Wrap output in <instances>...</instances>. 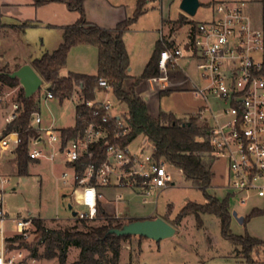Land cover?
Segmentation results:
<instances>
[{"label": "built area", "instance_id": "2783aa9c", "mask_svg": "<svg viewBox=\"0 0 264 264\" xmlns=\"http://www.w3.org/2000/svg\"><path fill=\"white\" fill-rule=\"evenodd\" d=\"M246 6L245 1L215 2L213 16L191 24L184 37L179 38L178 29L172 25L167 31L162 26L159 38L161 74L181 71L184 58L196 63L200 82L194 83L192 92L204 102L197 117L207 129V155L214 161L225 160L227 180L223 188L238 193L241 203L253 194L264 198V29L254 24ZM98 88L107 94L112 92L104 78L99 79ZM6 96L7 92L0 94V105ZM54 97L57 96L48 90L46 98ZM82 104L93 110V119L81 115ZM100 110L105 113L97 119ZM20 113L21 103L16 99L4 117L6 126ZM75 114L76 123L83 127L75 136L65 138L63 128L45 125L42 114L33 113L31 126L38 135L29 143L32 159L61 161L71 170V174L64 171L60 178L67 183L72 177L74 203L84 207L74 217H98L102 186L137 191L147 203L149 196H155L151 201L157 202L163 190L175 185L168 163L154 156L155 149L152 153H137L131 151V141L120 142L131 133L130 115L128 111L113 112L108 96L102 100L82 99L75 105ZM5 129L0 130V264H24V247H16L17 243L10 239L27 237L35 228L34 220L40 217L14 218V231H8L11 218L5 208V193L12 183L2 171V163L16 155L20 137L18 131L5 133ZM102 142L101 154L105 158L98 165L100 153L95 146Z\"/></svg>", "mask_w": 264, "mask_h": 264}, {"label": "rangeland", "instance_id": "374dc122", "mask_svg": "<svg viewBox=\"0 0 264 264\" xmlns=\"http://www.w3.org/2000/svg\"><path fill=\"white\" fill-rule=\"evenodd\" d=\"M148 1V0H147ZM182 0H151L148 5V12L143 17L138 18L133 25L134 30L128 37V44L134 51H138V45L142 43L144 52L148 53L151 49L153 40L152 34L146 33L145 29L161 26L162 16L170 18L174 22L181 15L187 17L188 22L180 29L179 37H184L191 24L209 19L213 16V8L208 5L209 0H199L201 5L197 13L193 16L187 15L180 8ZM0 5V69L9 67L12 71L14 67L6 64L10 61L23 56L31 55L40 57L45 52H51L52 46L57 39V30L46 26L28 27L23 34L11 30V23L15 22L10 13L15 8L6 9V14H1ZM248 6H246L247 8ZM176 19V20H174ZM158 27V28H159ZM168 27V26H165ZM167 31V29H165ZM143 40V42H141ZM55 47H53L54 49ZM57 48V47H56ZM50 50V51H49ZM69 63L60 71L61 76H67L70 66L81 65L80 55L76 50H71ZM92 57L85 62V69H90L89 64ZM83 66V65H81ZM189 69L197 75L194 62H190ZM136 71V69L134 70ZM129 83H125V88H129ZM2 85L0 82V94L7 92L6 100L0 105V116L5 117L11 110L12 102L19 98V87ZM51 84L44 82L40 90L35 94L36 98H42L41 107L43 115L48 118L50 115L48 106L57 116V127H67L75 123V103L64 100L59 103L58 99H52L47 105L45 96L50 89ZM191 92H173L163 98L162 107L174 111L179 116L180 112L187 105H196L201 103L198 96ZM113 103V112L128 111L127 105L121 103L112 92L107 95ZM184 117L181 119H189ZM52 118H49V122ZM4 121L0 118V130L4 127ZM143 136L136 137L130 142L132 152L152 153L155 145L152 141L146 140ZM5 162V163H4ZM2 165L4 174L11 178V186L5 193V208L11 218L7 222L9 233H13L15 222L12 219L23 218L29 215L40 217L44 223L51 228H72L77 226L80 229H86L83 222L72 215L68 208V203L72 202L74 209L81 212L83 206L74 203L72 196L73 179L68 178L64 183L60 178L64 171L71 174V170L61 161H50L45 158L30 163L29 174L20 175L18 172L17 156L8 157ZM168 171L172 174L175 185L163 190L157 199V202L151 201L155 196H149L150 202L145 203L142 195L128 188L100 187L101 207L107 215L112 217L120 216L121 220L127 223L136 218L162 217L176 227V233L168 238L156 241L150 238L134 235L122 242L121 257L118 264H264V249L259 255L255 254L258 260L255 263L246 262L239 254L240 247L235 246L231 241L225 239L221 234L220 218L214 214H201L202 225L198 223L195 215L186 216L180 222L176 221V216L187 202L205 203L206 196L202 189L193 185L191 181L186 180L182 171L170 164L167 165ZM212 170L214 176L211 186L207 189L209 194L216 195L220 199L226 198L230 193L229 204L232 211H237L239 216L244 217L240 222L237 218L231 219V230L236 235H252L264 240V214L248 217L254 208H264V200L260 197H252L246 203L240 202V195L236 192L223 188L227 180V163L223 159L213 161ZM216 178V179H215ZM15 186L16 189L12 187ZM31 212V213H30ZM95 220H87L86 225H101L107 222L106 217L100 215ZM246 218V219H245ZM35 228L24 240L32 245L36 234ZM22 248V247H21ZM24 264H59L57 258H33L30 256L28 248L24 247ZM44 246L39 247V252L43 253ZM80 249L72 246L69 249L65 264H73L79 256ZM240 255V256H237ZM236 257L243 259H237Z\"/></svg>", "mask_w": 264, "mask_h": 264}, {"label": "trees", "instance_id": "16d2710c", "mask_svg": "<svg viewBox=\"0 0 264 264\" xmlns=\"http://www.w3.org/2000/svg\"><path fill=\"white\" fill-rule=\"evenodd\" d=\"M51 2L66 3L71 10L77 11L80 17L74 24L63 27V40L57 49L45 52L32 61V66L44 82L51 84L50 91L61 100L77 92L84 101H93L100 90L98 88L99 79H106L112 86L114 96L121 103L127 105L130 115L131 133L120 142L127 144L138 136L147 138L155 145L154 156L157 159H164L168 164L179 168L186 180L191 181L205 193V203L187 202L176 216V221L180 222L186 216L193 214L198 223L202 225L201 214L210 213L218 216L221 221L222 236L241 248L239 254L246 262H257L255 254L259 255L261 249H264V240L249 234H234L230 227L233 217L229 204L231 194L220 199L207 191L214 176L212 170L214 160L207 155V152L210 151V144L206 140V127L199 122L198 117L181 119L174 113L164 110H161L157 118L152 117L146 99L136 92V86L140 82L147 78L160 76L159 59L162 50L160 42L157 43L143 73L133 79L128 89L125 88L126 81L131 78L129 73L131 62L124 41V32L146 12L147 0H137L133 15L119 22L115 29H107L90 23L84 8L85 0H33L36 6ZM187 22V17L181 15L173 26L175 29H180ZM79 44H90L98 48L97 73L72 72L67 76H61L60 71L67 64L70 50ZM9 72L11 71L7 67L0 69L1 84L10 87L19 85V80L11 78L8 75ZM17 101L21 103V113L17 119L6 126L5 133L19 132L20 141L15 151L18 172L20 175H28L30 163L37 161L29 155V143L32 137L38 135L31 126L33 113L39 110L38 101L35 95L26 98L22 87L19 89ZM79 110L81 115L87 117L88 120L94 118L93 110L87 108L85 104L80 105ZM104 113V110L98 111L96 118L101 119ZM82 127V124L77 122L74 127L63 128V136L71 138ZM103 148V142L95 146L97 153H100L98 165L105 158V155L101 154ZM80 171H83V168ZM98 212L106 217V223L86 225L85 221L87 220H81L86 229H80L77 226L51 228L44 223L42 218H37L34 220L36 237L32 245L28 244L21 236H15L10 241L16 242V247L28 248L30 256L33 258H57L59 264L66 263L69 249L72 246L80 249L79 256L73 264H118L123 240L134 235L107 234L110 228L122 227L125 221L107 215L101 207V202L98 205ZM260 214H264V209L254 208L247 218ZM11 246L15 247L13 244ZM40 246H44L43 253L39 252Z\"/></svg>", "mask_w": 264, "mask_h": 264}, {"label": "crops", "instance_id": "0c3cea01", "mask_svg": "<svg viewBox=\"0 0 264 264\" xmlns=\"http://www.w3.org/2000/svg\"><path fill=\"white\" fill-rule=\"evenodd\" d=\"M151 0H148L146 3V12H144L140 17H143L145 13L148 12V5L150 4ZM219 1H245L247 3V11L251 15L253 22L256 26L261 27L264 29V0H209L208 5L212 6L213 3L219 2ZM137 0H85L84 2V8L87 16V20L90 23L97 24L101 27L107 28V29H115L117 24L128 17H131L135 11ZM1 7V14H6V9L8 8H15L14 12H11L10 17L15 21L11 23V30L16 32H22L23 34L26 32V29L28 27H34V26H46L50 29L57 30V39L54 42V46H52V51L57 49L59 45L62 43L63 40V27L67 25L74 24L80 17V14L77 11L71 10L66 3L63 2H51L42 6H36L33 3V0H0ZM139 17V18H140ZM176 20V19H174ZM173 21L170 18H164L162 16L160 27L157 26L156 28H151L150 30L145 29L147 31L146 33L152 34L153 40L151 43V49L148 53L144 52L142 43H140V46L138 45V51H134L130 48L128 44V37L130 36V33L133 32L134 27L133 25L136 23L134 22L125 32H124V41L130 56V68L129 73L131 78L127 81L130 82V84L133 82V79L136 77H139L147 63L150 60V57L159 42L160 38V30L165 26V29L168 30L169 27L173 25ZM159 27V28H158ZM181 29V28H180ZM180 29H178V36L180 35ZM180 38V37H179ZM143 42V40H141ZM53 47H55L53 49ZM57 47V48H56ZM71 50H76L77 54L80 55V58L82 61L89 60L90 57H92V60L89 64L90 69H85L87 67L85 62H81V65H76L77 62L70 66V69L68 70L69 73H81V74H96L98 70V48L96 46L90 45V44H79L77 46H74ZM71 50L69 52V55L71 53ZM50 51V50H49ZM69 55L67 64L69 63ZM37 58L33 57L31 55L23 56L22 58H16L10 61H5L6 64L10 65L11 67H14V70L23 65L24 63H30L32 65V61ZM194 62L195 68L196 63L194 60L189 58H184L181 60V65L183 69L181 71H173L169 70L165 75L160 73V76L158 77H152L147 78L140 82L136 86V92L138 95L142 96L146 99L149 113L152 117L157 118L161 112V110L168 111L174 113V111L170 109H166L162 107L163 104V98L168 96L170 93L173 92H191V88L194 86V83L200 82L199 72L197 70V75L195 77L194 73L189 69L190 62ZM84 63V64H83ZM67 64L65 67H67ZM9 69V67H7ZM136 69V71H134ZM10 71H12L10 69ZM126 81V82H127ZM8 86V85H7ZM22 87V86H20ZM19 87V88H20ZM50 90V89H49ZM193 93V92H192ZM109 94V93H108ZM104 91H98L96 98L98 100L104 99L107 95ZM52 99H58L59 103H63L64 100H69L71 102H74L75 105L79 103L82 98L79 96V93H74L68 98H65L64 100H61L59 97H54ZM201 103L196 105H187L185 108H183L180 112H182V115H179L176 117L178 118H184V117H197V113L199 109L204 104L203 100L200 98ZM38 101V112H40L44 118L45 125L53 124L55 127V121L57 122V116L52 111V109L48 106V110L50 112V116L46 118L43 115L42 107H41V101L42 98H37ZM45 101L47 105L49 104V101H51V98H46ZM52 118V120L49 122V118ZM2 120L4 121V118L0 116ZM199 122L202 124V122L199 120ZM4 127H5V121ZM75 123H76V114H75ZM75 123L71 126L67 127H73ZM67 127H57V128H67ZM9 157V156H8ZM10 157H14L13 155H10ZM5 163V162H4ZM2 163V165L4 164ZM216 179V178H215ZM13 189H16L15 186H13ZM257 195L253 194L250 196L256 197ZM259 197V196H258ZM249 198V199H250ZM264 200V198L260 197ZM248 199V200H249ZM258 208V207H257ZM264 209V208H259ZM31 213V212H30ZM237 259H240L236 257ZM243 260V259H240Z\"/></svg>", "mask_w": 264, "mask_h": 264}, {"label": "water", "instance_id": "95a60500", "mask_svg": "<svg viewBox=\"0 0 264 264\" xmlns=\"http://www.w3.org/2000/svg\"><path fill=\"white\" fill-rule=\"evenodd\" d=\"M200 5L201 2L199 0H182L180 8L187 15L193 16L197 13ZM8 75L11 78H17L19 80L26 98L34 96L44 83L43 78L30 63H24L17 69L9 72ZM68 208L72 211L73 216L77 215L78 211L74 209L72 202L68 203ZM232 216L240 222L244 221V217L239 216L237 211H232ZM176 230L174 225L158 216L155 218H136L124 223L122 227L110 228L107 234H116L118 236L138 235L160 241L173 236Z\"/></svg>", "mask_w": 264, "mask_h": 264}]
</instances>
